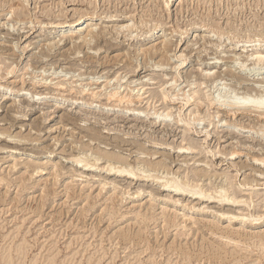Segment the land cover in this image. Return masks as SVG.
I'll use <instances>...</instances> for the list:
<instances>
[{
    "label": "rangeland",
    "instance_id": "374dc122",
    "mask_svg": "<svg viewBox=\"0 0 264 264\" xmlns=\"http://www.w3.org/2000/svg\"><path fill=\"white\" fill-rule=\"evenodd\" d=\"M84 14L106 38L75 46ZM259 57L264 0H0V264H264V118L229 105L264 98Z\"/></svg>",
    "mask_w": 264,
    "mask_h": 264
},
{
    "label": "bare ground",
    "instance_id": "6f19581e",
    "mask_svg": "<svg viewBox=\"0 0 264 264\" xmlns=\"http://www.w3.org/2000/svg\"><path fill=\"white\" fill-rule=\"evenodd\" d=\"M14 6H15V3L12 2L10 8H11V10H14V12L17 11L16 13H18L19 10L23 9V6H21L22 9H20V4H17V6H15V7ZM16 7H17V9H16ZM19 14H20V12H19ZM19 14H16V15H19ZM91 17H89L88 15L85 16V14H84L76 20H73V21L68 22V23L66 22V24H62V25L58 24L57 27L61 28V32H63V33H69L70 32L71 33L70 36L75 37V39H73L71 37L72 42L74 43L75 46L76 45L80 46L81 44H88L91 46L92 42H94V44H97L101 40H104L106 38V34L100 30H96L95 26L89 21L91 19ZM84 24H87V27H85ZM89 24H91V25H89ZM118 27H119L118 29H120L121 31L125 29V30H128L130 32L134 28V26L129 24V23H122ZM80 30H84V31L87 30V34H85V36H82L80 34H76ZM145 37L142 35L141 39L139 38L140 39L139 41L145 42L146 41ZM170 44H171V40L166 39L165 41L160 43L159 46L157 45L156 47L151 48V49L144 51V52H142L140 49L139 52H142V56L143 55L146 56L148 54L151 57L156 56V55H161L162 57H165V55L168 53V50L170 49ZM243 46H245V45H243ZM138 55H140V54H138ZM150 56H148V57H150ZM258 61L260 63V62L264 61V58L259 57ZM158 66H162V64L158 65ZM261 74L264 75V72H262ZM262 78L264 79V76ZM58 87L63 88L62 85H60V84L58 85ZM81 93L84 95H91L93 98H98L99 97L98 95H100L98 92L94 91L91 88H89V89L83 88ZM129 93L124 94V92L122 93L118 90H113V91H110L108 93L107 99L111 103L114 102L117 105H121V104L132 105L133 103H135L136 100H135V96H133V93L132 94H129ZM141 98L142 97L139 95V97L137 99L140 101ZM229 105L232 106L233 108H239V109L240 108H245V109L252 108L253 110L261 113V114H259L260 118H264V98L260 95H256L254 97L244 99L243 101H240V100L231 101L229 103ZM162 115H164V114L161 113L160 116H162ZM171 115L172 114L168 112L164 116L170 117ZM262 133L264 134V130ZM1 134H3V133H1ZM184 149L188 150L189 148L182 146V147H179V149L176 152H178V153L185 152ZM236 155H240V152L237 150H235L231 153V156H232L231 159H233L234 156H236ZM72 160L81 169L91 170L92 168H95V167L99 168L100 167V166H98V163H97L100 160V158H98V157L95 158V160L93 159L94 161L90 160V158L86 157V156H84V157H78L77 156V157L73 158ZM254 161L256 162L257 166L264 168V155L259 156V157H255ZM102 169H104V170L106 169V171L110 172V173L111 172L119 173L120 176H128L129 175V176H131L129 178H132L133 180L134 179L142 180L141 178H139L142 174L138 173V171H135L133 169H128L127 167H123V166L122 167H116L115 165L112 164V162H108V164L104 165L102 167ZM162 186L164 187V190H168L171 192L175 191V192H179L181 194L182 193H188V194H192V195H199L200 197H206V195H204V193L201 192L199 189H197L195 186L190 185L189 183L184 184V183L179 182L175 179L163 180ZM210 197H214V196H210ZM219 198L224 200V201H229V196L227 195V192L223 188H222V190L219 191ZM224 214H226V213H224Z\"/></svg>",
    "mask_w": 264,
    "mask_h": 264
}]
</instances>
